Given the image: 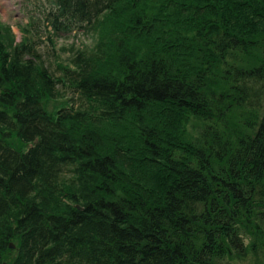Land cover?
I'll use <instances>...</instances> for the list:
<instances>
[{"label": "trees", "instance_id": "obj_1", "mask_svg": "<svg viewBox=\"0 0 264 264\" xmlns=\"http://www.w3.org/2000/svg\"><path fill=\"white\" fill-rule=\"evenodd\" d=\"M45 1L93 43L0 21V264H264V0Z\"/></svg>", "mask_w": 264, "mask_h": 264}, {"label": "rangeland", "instance_id": "obj_2", "mask_svg": "<svg viewBox=\"0 0 264 264\" xmlns=\"http://www.w3.org/2000/svg\"><path fill=\"white\" fill-rule=\"evenodd\" d=\"M45 0H0V21L9 23L14 33L15 40L20 38L21 32L17 25H22L28 20L29 14H33L38 20L34 26H30V31H35V27L40 33V40H37L36 47L43 58L44 63L49 69L54 68V61L61 60L65 62L75 47L83 45H91L93 37L83 31L71 30L69 32L60 33L53 37V44L46 38L42 26L43 6H46ZM33 11L34 13H32ZM61 88V87H60ZM65 92V96H69L72 92L69 89L61 88ZM249 259L245 261L233 260L232 264H247Z\"/></svg>", "mask_w": 264, "mask_h": 264}, {"label": "water", "instance_id": "obj_3", "mask_svg": "<svg viewBox=\"0 0 264 264\" xmlns=\"http://www.w3.org/2000/svg\"><path fill=\"white\" fill-rule=\"evenodd\" d=\"M8 245H9L10 247H12V246H13V245H12V243H9ZM2 264H4V262H2Z\"/></svg>", "mask_w": 264, "mask_h": 264}]
</instances>
